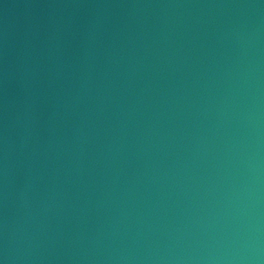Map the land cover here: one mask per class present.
Listing matches in <instances>:
<instances>
[{
    "label": "water",
    "instance_id": "95a60500",
    "mask_svg": "<svg viewBox=\"0 0 264 264\" xmlns=\"http://www.w3.org/2000/svg\"><path fill=\"white\" fill-rule=\"evenodd\" d=\"M3 264H264V0H0Z\"/></svg>",
    "mask_w": 264,
    "mask_h": 264
},
{
    "label": "clouds",
    "instance_id": "9594fccd",
    "mask_svg": "<svg viewBox=\"0 0 264 264\" xmlns=\"http://www.w3.org/2000/svg\"><path fill=\"white\" fill-rule=\"evenodd\" d=\"M0 264H3V262H2V261H0Z\"/></svg>",
    "mask_w": 264,
    "mask_h": 264
}]
</instances>
